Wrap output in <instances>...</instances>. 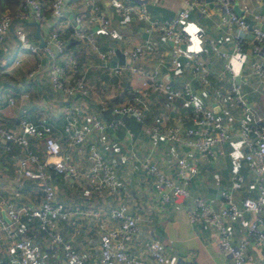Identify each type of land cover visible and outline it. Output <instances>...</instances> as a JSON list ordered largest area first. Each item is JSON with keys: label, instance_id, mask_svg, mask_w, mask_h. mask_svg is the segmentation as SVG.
<instances>
[{"label": "crops", "instance_id": "0c3cea01", "mask_svg": "<svg viewBox=\"0 0 264 264\" xmlns=\"http://www.w3.org/2000/svg\"><path fill=\"white\" fill-rule=\"evenodd\" d=\"M64 1V17L55 20L46 9L44 19L37 22L38 26L35 21L27 20L24 28L29 39L39 46L41 39L45 41L51 30L59 32L64 42V53L58 57V61L65 66L64 81L72 83L77 77H83L87 88L86 96L67 97L62 91L54 89L49 81L48 55L42 52L40 55L32 53L27 47L19 48L12 31L4 36L0 45L2 125L18 130L21 117L34 123H49L63 150L70 153L77 169L75 177L62 176L48 170L49 180L56 187L57 201L70 212L67 220L57 222L56 230L81 255L85 264H99V223L114 224L109 217V209L126 202L129 212L137 217L139 224V232L128 244V251L141 257L146 264H156L142 246L147 239L159 241L170 264H228L229 257L220 250L215 230L205 223L190 222L188 211L192 201L188 197L176 196L167 203H159L151 186V179L141 168L140 161L143 156L149 155L168 175L174 176L175 158L185 157L197 169L188 185L190 194L205 198L217 208L221 205V191L230 187L234 174L243 176L242 188L232 190L234 201L240 202L244 197H253L256 194L255 179L244 159V148L238 138L217 143L213 147V155L205 160L194 147L182 141L158 140L152 143L142 129L136 134L127 131L120 137H114L109 132L101 136L91 135L89 140L95 141L115 169L118 189L115 193H109L94 190L93 180L85 175L89 165L86 145H69L63 132V123L69 108L76 109L82 114L81 121L87 123L90 115L97 113L102 104L106 106L143 101L146 104L145 124L179 125L181 130L189 124L191 107L181 99L168 100L162 93L142 87L139 79L130 76L127 70L120 75L114 74L103 67L97 54L99 50L113 49L111 61H117L118 52L124 54V50L140 45L147 46L146 53L143 58L134 60L135 66L144 69L158 68L159 78L174 86L188 84L196 99L203 106L212 109L218 120L235 127L242 113L229 91L231 72L226 68L228 64L236 75L235 81L240 84L241 91L253 108L255 119L264 122V80L250 76L247 71L248 61L252 58L249 51L251 34H244L247 41L241 51L231 53L228 57L219 56L216 54L218 51H232L233 40L231 32L218 23L220 7L217 0H204L208 14L192 6L189 17L183 23V29L192 38L191 49L198 52L206 67L204 75H194L185 64L186 59L182 52L184 48L180 46L181 53L177 63L171 64V55L176 50V45L150 24L151 20L163 21L175 16L186 6L184 0H120L143 5L147 9L148 20L138 19L134 15H117L113 9L116 0ZM231 3L235 12L243 14L249 23H257L264 29V0H231ZM244 4L250 11L243 12ZM5 5V1L0 0V12ZM91 5H95L96 10ZM92 13L103 14L109 19L107 30L103 31L97 20L88 19V15ZM254 14H260L263 18L257 21ZM76 15L82 18L81 28L92 33L96 48L72 33L71 24ZM193 27L197 31L190 32L189 29ZM210 40L213 41L215 50L210 47ZM150 41L156 42L154 52H151L150 48L153 46ZM70 60L75 61V66L69 64ZM38 61L41 66L36 76L27 78V71ZM129 61L130 58L124 55V63ZM9 96L14 97L12 105L6 103ZM28 149L41 155V140L31 139ZM25 154L26 149L16 144H12L6 151L0 146L1 169H10L9 174L0 173V194L3 198L12 195L13 184L10 179L13 169L17 159ZM37 186L35 180L26 179L21 188V196L16 201L38 205L42 191ZM29 191L32 193L31 197L28 196ZM1 211L6 220L5 206L1 207ZM253 218L254 213L243 212L237 218L228 220L232 237L238 239L244 236L247 225ZM32 233H36V237L32 238ZM19 236L41 250L45 264H64L62 248L57 246L55 255L51 256L48 235L35 224L31 223L29 230ZM2 256H5L4 250L0 252V257ZM245 264H264L260 251L253 245L249 247Z\"/></svg>", "mask_w": 264, "mask_h": 264}, {"label": "built area", "instance_id": "2783aa9c", "mask_svg": "<svg viewBox=\"0 0 264 264\" xmlns=\"http://www.w3.org/2000/svg\"><path fill=\"white\" fill-rule=\"evenodd\" d=\"M184 1L186 6L181 8L175 16L163 21L151 20L150 24L176 45V50L171 55L172 65L177 63V58L181 53L179 46L184 44L185 48L182 52L186 59L185 64L189 66L194 75H204L205 63L198 52L191 49L192 38L184 31L183 23L189 17L192 6H196L205 14H208V8L204 0ZM64 2V0H20L15 11L5 9L1 11L0 45L4 36L12 31L19 48L27 47L32 53L40 55L42 52L48 55L50 59L49 81L54 89L62 91L67 97H83L87 95L83 77H77L72 83L64 81L65 66L58 61V57L64 53V42L59 32L55 29L51 30L45 44L39 46L29 39L24 28L27 20L41 22L45 17L46 9L55 20L64 17ZM217 2L220 7L218 23L225 27L226 31L231 32L233 43L232 51H218L216 54L228 57L231 53H238L247 41L244 34H251L252 43L249 51L252 58L248 61L247 71L250 76L264 80V29L257 23H249L243 14L235 12L231 0H217ZM91 7L96 10L95 5ZM113 9L121 17L134 15L138 19L148 20L147 9L140 4L116 0ZM242 10L243 12L250 11L245 4ZM262 18V15L254 14L255 20ZM88 19L97 20L103 31L109 26V19L103 14L92 13L88 15ZM81 22V16L76 15L71 24L72 33L96 48L92 33L83 30L80 26ZM209 43L214 49L213 41L210 40ZM150 44L153 46L150 48L151 52H154L156 42L150 41ZM146 47V45H140L124 50V55L128 56L130 61L114 66L110 64L113 49L99 50L97 54L103 67L110 69L114 74L120 75L127 70L130 76H136L139 79L142 87L162 93L168 100L181 99L184 104L191 107L188 116L189 124L183 130L179 125L145 124L146 104L143 101H128L111 105V111L116 116L109 121L103 120L97 112L90 115L87 123H83L82 114L76 109L69 108L66 110L63 132L69 145L77 147L86 145L89 165L85 175L93 180L94 190L109 193L117 191L119 183L114 167L105 158L95 141L89 138L91 135L101 136L108 130H115L118 125L123 124L121 118L125 114H132L137 121L143 123L142 131L150 142L182 141L194 147L205 160H209L213 155V147L217 143L238 138L244 148V159L253 173L257 189L255 196H246L240 202L233 200L232 190L242 188V175H232L230 187L221 191V205L215 208L205 198L190 194L188 185L197 169L185 157L175 158L174 176L168 175L149 155L143 156L140 165L145 174L150 177L151 186L159 203H167L176 196L188 197L192 201V206L188 211L190 222L205 223L215 230L220 250L229 257L228 264H245L251 245L258 249L264 258V233L258 227L264 211V122L255 119L253 108L241 91L240 84L235 81L236 75L228 64L226 68L231 72L229 91L242 113L235 127L218 120L212 109L203 106L196 99L193 89L188 84L174 86L159 78L158 68L144 69L135 66L134 60L145 56ZM15 62H18V59H15ZM69 64L75 66V61L70 60ZM40 66L39 61L34 63L26 73L27 78H34ZM6 103L12 105L14 97H7ZM105 108V104H102L100 110ZM18 125V130L3 126L0 113L1 148L6 151L11 148L12 144H16L26 149V154L17 159L13 169L10 179L13 184L12 195L3 198L0 194V252L4 250L5 255L8 256L5 260H1L3 256L0 257L2 261L0 264H45L42 261L41 250L19 236L20 233L29 230L31 223L48 235L51 256L55 255L56 247L59 246L64 253V264H85L81 255L75 252L70 243L63 239L56 230L57 222L67 220L70 212L57 201L56 187L49 180L50 173H48L49 170L62 176L75 177L77 176L75 163L70 153L63 150L49 123H34L26 117H21ZM31 139L41 140L43 147L41 155L33 149H28ZM26 179L35 180L40 186L42 197L38 205L16 201L21 196V188ZM3 206L7 213L6 220L1 211ZM108 212L114 224L99 223L101 229L99 264H146L141 257L134 256L128 251V244L139 232L138 219L129 212L128 204L120 203ZM243 212L254 213V218L249 221L244 236L234 239L229 232L227 221L237 218ZM142 246L156 264H170L162 252L159 241L147 239L143 241Z\"/></svg>", "mask_w": 264, "mask_h": 264}, {"label": "trees", "instance_id": "16d2710c", "mask_svg": "<svg viewBox=\"0 0 264 264\" xmlns=\"http://www.w3.org/2000/svg\"><path fill=\"white\" fill-rule=\"evenodd\" d=\"M4 1L6 3L5 8H4L5 10L15 11L20 0H4ZM98 114L105 121H109L116 116L111 111V105H107V104L104 110L99 109ZM121 119H122L123 124L118 125V127L115 130H108V132L112 134L114 137L122 136L123 134L127 132V130L131 131L132 134H136L142 129L143 123L137 121L136 118L132 114H125L122 116ZM6 258L7 256L5 255L4 257H2L1 260H5Z\"/></svg>", "mask_w": 264, "mask_h": 264}, {"label": "water", "instance_id": "95a60500", "mask_svg": "<svg viewBox=\"0 0 264 264\" xmlns=\"http://www.w3.org/2000/svg\"><path fill=\"white\" fill-rule=\"evenodd\" d=\"M207 1H209V0H207ZM34 23L38 26V23L36 21ZM38 29L39 28L37 27V30ZM170 42L173 43L172 41H170ZM44 44H45V41L41 39L40 46H43ZM180 47L185 48V45L181 44ZM117 55H118V60L117 61H114V60L110 61V64L113 65V66L116 65V63H119V64L124 63V54L118 52ZM258 227L264 233V215H263L262 220L259 223Z\"/></svg>", "mask_w": 264, "mask_h": 264}, {"label": "rangeland", "instance_id": "374dc122", "mask_svg": "<svg viewBox=\"0 0 264 264\" xmlns=\"http://www.w3.org/2000/svg\"><path fill=\"white\" fill-rule=\"evenodd\" d=\"M18 57H19V56H18ZM0 164H1V163H0ZM0 169H1V166H0ZM1 172L4 173V174H5V172H6V174H9V173H10V169H8V168H6V169H4V170L1 169V170H0V173H1ZM7 177H8V176H7ZM38 186H39V185H38ZM38 186H37V187H38ZM38 188H40V187H38ZM30 195H32V193L29 191L28 196L31 197ZM30 236H31L32 238H34V237H36V233H35V234H34V233L30 234ZM79 240L81 241L82 239L79 238ZM79 240H78V241H79ZM76 241H77V237H76Z\"/></svg>", "mask_w": 264, "mask_h": 264}, {"label": "clouds", "instance_id": "9594fccd", "mask_svg": "<svg viewBox=\"0 0 264 264\" xmlns=\"http://www.w3.org/2000/svg\"><path fill=\"white\" fill-rule=\"evenodd\" d=\"M189 31L190 32H195V31H197V29L193 27V28H190Z\"/></svg>", "mask_w": 264, "mask_h": 264}]
</instances>
